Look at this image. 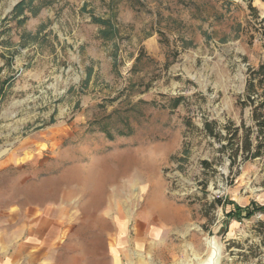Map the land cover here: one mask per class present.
I'll return each mask as SVG.
<instances>
[{"label":"rangeland","instance_id":"374dc122","mask_svg":"<svg viewBox=\"0 0 264 264\" xmlns=\"http://www.w3.org/2000/svg\"><path fill=\"white\" fill-rule=\"evenodd\" d=\"M20 1L0 0V252L15 233L47 252L76 227V264H215L213 252L218 264H264V211L224 226L234 204L264 205V150L234 159L204 130L256 129L240 99L264 57V1L252 0L256 13L248 0H34L48 4L19 24ZM94 16H113L118 36L102 38ZM79 169L96 193L58 214ZM132 177L129 198L155 193L159 208L132 205L117 229L103 207Z\"/></svg>","mask_w":264,"mask_h":264},{"label":"trees","instance_id":"16d2710c","mask_svg":"<svg viewBox=\"0 0 264 264\" xmlns=\"http://www.w3.org/2000/svg\"><path fill=\"white\" fill-rule=\"evenodd\" d=\"M264 1V0H263ZM48 4V3H45ZM44 4V5H45ZM43 4L35 5L34 0H21L15 5L11 12V19L17 20L19 24L24 23L30 16H36L44 6ZM248 7L253 12L258 13V9L253 6L252 0H248ZM30 14V15H29ZM21 17V18H20ZM258 18V16H257ZM93 22L100 26V35L105 40H112L118 36L119 29L115 23L113 16L108 18L92 17ZM241 26V25H239ZM264 40V33H262ZM91 70L88 73L90 75ZM246 99H240L241 103L244 105L252 106V117L255 122L256 129L252 127L247 129V134L243 139L239 138V131L244 125L235 126V124L230 121L229 124L224 125L223 127L228 130V134L224 135L220 131V126L217 121H205L204 130L214 138H218L219 141L222 138L228 140L232 147L233 155L232 158L235 159L240 153L244 156V159L258 158L261 157L264 150V57L260 62L257 68L249 69V78L247 80V88L245 92ZM257 96V97H255ZM184 96H178L173 98L172 107L176 108L184 101ZM191 125L192 122L189 121ZM227 145H222L226 147ZM202 164L204 167H209L211 164L208 160H203ZM218 201L221 204L227 203L222 202V199L219 197ZM228 203H232L228 201ZM234 203V202H233ZM232 203V204H233ZM264 211V205L257 203L250 204L247 209H242L238 205L234 204V209H231L226 214V220L224 226L227 228L231 219L241 218L243 215L247 218L252 217L256 212Z\"/></svg>","mask_w":264,"mask_h":264},{"label":"crops","instance_id":"0c3cea01","mask_svg":"<svg viewBox=\"0 0 264 264\" xmlns=\"http://www.w3.org/2000/svg\"><path fill=\"white\" fill-rule=\"evenodd\" d=\"M19 3V2H18ZM80 171V172H79ZM78 173L76 174V187L70 188L65 191L61 195L62 201L66 203V206L57 209V213H66L69 210V205L71 204V200L73 199L74 195L76 196V200L78 197L82 196H90L91 194H87L86 192L89 191V188L95 189L94 193H96V186L94 179L89 177H83L81 170L79 169ZM92 184V185H91ZM74 190L76 194H72L69 198L66 196L69 195V191ZM86 192H85V191ZM104 189H100V193L102 194ZM60 198V196L58 195ZM57 197V199H58ZM61 200V199H60ZM77 203V201H76ZM76 227L71 231L70 237L64 242L63 244H55L51 245L47 252H38L34 249L41 248L40 245H33L31 240L20 239L16 240L17 236L16 233L10 236V242L8 243L7 247H5L4 251L0 252V264H43L45 262L46 257H50L51 259L47 260L46 262L52 264H76ZM17 232V231H16ZM18 233H22V230H19ZM20 237V236H19ZM14 238V240H13ZM86 247L90 248L88 253H91V243L93 242L91 239L86 241ZM95 257H85L82 261L83 264H96L94 261ZM43 261V262H42ZM106 264H108L106 262ZM112 264H119L117 261L113 262Z\"/></svg>","mask_w":264,"mask_h":264},{"label":"bare ground","instance_id":"6f19581e","mask_svg":"<svg viewBox=\"0 0 264 264\" xmlns=\"http://www.w3.org/2000/svg\"><path fill=\"white\" fill-rule=\"evenodd\" d=\"M140 169V168H139ZM138 169V170H139ZM136 176V175H135ZM133 179H131V180H127V181H123V182H120V183H118L117 182V184L118 185H116V186H114L113 188H114V192L112 193V194H110L109 195V197H110V201H108L107 203V208H105V207H103L105 210V213H106V215H108L106 218L108 219V217L109 216H113L114 215V213L116 214V216L115 217H113L112 219H110V220H112V222H113V225H115L116 224V228L118 229L119 227H122V225L123 224H125V220L126 219H122L123 217L125 218V216H127V215H130V210H132V205H134V206H141V209H142V212H140V213H138V215L140 216L141 214H143L144 216H146V217H148L150 214H152L153 212H155L158 208H159V204H158V202H156V201H154V199L156 200V199H160L159 197H157V198H155L154 197V194H152V196H153V201L151 202V203H147V201H146V196L148 197V195H150V192L148 193V191H146L145 193H142V195L140 196V197H135V198H133V196L131 197L132 198V200H131V198H129V194L128 193H126V191H129L128 189L129 188H131L132 189V186H136V184H137V182L140 180L138 177H136V178H134V177H132ZM116 182V181H115ZM141 183V182H140ZM139 184V183H138ZM137 184V185H138ZM116 187V188H115ZM146 187V186H145ZM150 187L152 188H154L155 187V189L157 188V186L155 185V183H151V185H150ZM159 188H160V186H159ZM159 188H158V190H159ZM134 189V188H133ZM132 189V190H133ZM131 190V191H132ZM111 191V190H110ZM74 192H72V191H69V195H67L66 197L67 198H69L72 194H73ZM109 193V192H108ZM111 193V192H110ZM75 194V193H74ZM106 194V193H105ZM104 194V195H105ZM107 195V194H106ZM102 197H103V195H102ZM106 197H108V196H106ZM108 197V198H109ZM150 197V196H149ZM95 198H97V197H95ZM103 198H105V196L103 197ZM108 198H107V200H108ZM98 199V198H97ZM102 199V198H101ZM96 200V199H95ZM106 200V199H105ZM104 201V200H103ZM102 201V202H103ZM163 201V200H162ZM95 202V201H94ZM93 202V203H94ZM100 204H98V205H102V203L101 202H99ZM103 204H106V203H103ZM93 205V204H92ZM97 206V205H96ZM106 206V205H105ZM93 207V206H92ZM94 209V208H93ZM101 210V207H98L97 208V211H100ZM96 211V212H97ZM154 214V213H153ZM103 216V215H102ZM129 217V216H128ZM101 221H103V220H101ZM108 221V220H107ZM108 225H110V224H108ZM112 226V225H111ZM107 228H108V226H107ZM109 228H111V227H109ZM112 230V229H111ZM213 257H212V261H214V263L215 264H218V262H219V259H218V256L217 255H215L214 254V252H213ZM211 261H200V262H198L197 264H211L210 263ZM190 264V263H189Z\"/></svg>","mask_w":264,"mask_h":264},{"label":"water","instance_id":"95a60500","mask_svg":"<svg viewBox=\"0 0 264 264\" xmlns=\"http://www.w3.org/2000/svg\"><path fill=\"white\" fill-rule=\"evenodd\" d=\"M218 259H219V256H218Z\"/></svg>","mask_w":264,"mask_h":264}]
</instances>
